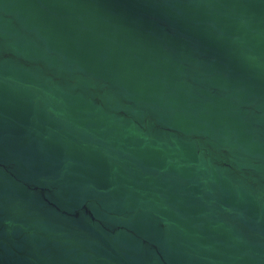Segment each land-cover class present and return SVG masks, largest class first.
<instances>
[{"label":"water","instance_id":"water-1","mask_svg":"<svg viewBox=\"0 0 264 264\" xmlns=\"http://www.w3.org/2000/svg\"><path fill=\"white\" fill-rule=\"evenodd\" d=\"M0 264H264V0H0Z\"/></svg>","mask_w":264,"mask_h":264}]
</instances>
